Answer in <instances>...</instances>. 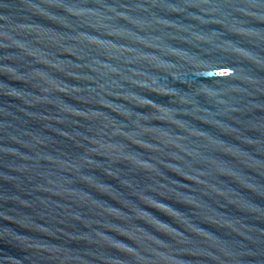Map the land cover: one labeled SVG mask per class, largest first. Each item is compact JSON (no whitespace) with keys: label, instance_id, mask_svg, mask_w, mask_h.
I'll return each instance as SVG.
<instances>
[{"label":"water","instance_id":"1","mask_svg":"<svg viewBox=\"0 0 264 264\" xmlns=\"http://www.w3.org/2000/svg\"><path fill=\"white\" fill-rule=\"evenodd\" d=\"M0 264H264V0H0Z\"/></svg>","mask_w":264,"mask_h":264}]
</instances>
